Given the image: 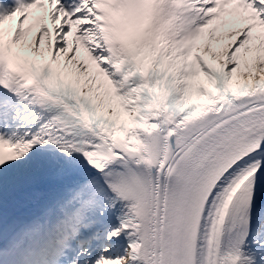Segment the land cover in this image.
Returning a JSON list of instances; mask_svg holds the SVG:
<instances>
[{
    "label": "snow or ice",
    "instance_id": "snow-or-ice-1",
    "mask_svg": "<svg viewBox=\"0 0 264 264\" xmlns=\"http://www.w3.org/2000/svg\"><path fill=\"white\" fill-rule=\"evenodd\" d=\"M0 264H264V0H0Z\"/></svg>",
    "mask_w": 264,
    "mask_h": 264
}]
</instances>
